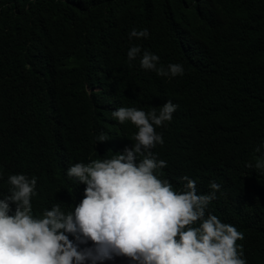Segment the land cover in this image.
Returning a JSON list of instances; mask_svg holds the SVG:
<instances>
[{"label": "trees", "instance_id": "16d2710c", "mask_svg": "<svg viewBox=\"0 0 264 264\" xmlns=\"http://www.w3.org/2000/svg\"><path fill=\"white\" fill-rule=\"evenodd\" d=\"M133 28L149 37L130 39ZM132 46L141 54L129 62ZM144 51L159 56L157 67L181 64L183 75L141 68ZM167 100L177 109L156 127L164 143L151 151L167 161L156 174L176 190L188 176L198 194L219 184L206 214L244 234L237 244L247 264H264V171L255 168L264 153L256 152L264 146V0H0V196L8 176L23 173L38 178L35 215L53 204L71 211L85 185L66 169L135 143L136 127L112 112L158 114ZM102 134L108 140L97 142Z\"/></svg>", "mask_w": 264, "mask_h": 264}, {"label": "clouds", "instance_id": "9594fccd", "mask_svg": "<svg viewBox=\"0 0 264 264\" xmlns=\"http://www.w3.org/2000/svg\"><path fill=\"white\" fill-rule=\"evenodd\" d=\"M133 37L146 39L149 32L133 28L129 38ZM140 54L141 48L132 46L127 59L131 62ZM159 60L144 51L140 67L158 76L183 75L181 64L157 67ZM176 109L171 100L158 114L155 109H115V120L136 127L135 143L111 158L77 162L66 169L69 179L85 185L71 211L53 204L35 215L32 198L38 195V178L9 175L8 193L0 196V264H104L116 257L129 264H247L237 244L244 234L211 212L206 214L219 184L213 181L210 193L198 194L196 181L188 176L183 177V189L176 190L156 174L167 167V161L151 151L164 143L156 127L170 122ZM107 140L103 134L96 137L97 142ZM255 168L264 171V153Z\"/></svg>", "mask_w": 264, "mask_h": 264}]
</instances>
